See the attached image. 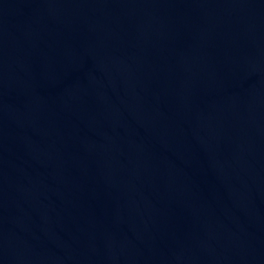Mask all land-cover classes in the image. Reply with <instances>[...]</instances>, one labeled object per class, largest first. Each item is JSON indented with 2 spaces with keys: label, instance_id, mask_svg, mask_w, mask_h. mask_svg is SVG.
<instances>
[{
  "label": "water",
  "instance_id": "1",
  "mask_svg": "<svg viewBox=\"0 0 264 264\" xmlns=\"http://www.w3.org/2000/svg\"><path fill=\"white\" fill-rule=\"evenodd\" d=\"M0 264H264V0H0Z\"/></svg>",
  "mask_w": 264,
  "mask_h": 264
}]
</instances>
